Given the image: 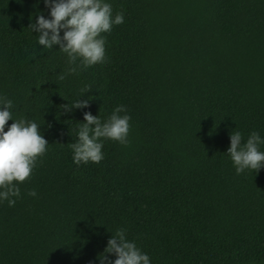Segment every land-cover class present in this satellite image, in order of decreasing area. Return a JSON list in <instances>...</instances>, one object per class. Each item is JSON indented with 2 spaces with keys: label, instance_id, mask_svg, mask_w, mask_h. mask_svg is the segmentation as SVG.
Masks as SVG:
<instances>
[{
  "label": "trees",
  "instance_id": "obj_1",
  "mask_svg": "<svg viewBox=\"0 0 264 264\" xmlns=\"http://www.w3.org/2000/svg\"><path fill=\"white\" fill-rule=\"evenodd\" d=\"M105 2L124 13L102 34L106 62L61 81L66 55L28 27L50 18L44 0H0V97L49 142L15 205L0 201V264L114 260L120 228L150 264H264V167L237 174L226 152L235 131L264 139V0ZM78 98L88 107L61 108ZM118 105L128 143L76 165L84 112Z\"/></svg>",
  "mask_w": 264,
  "mask_h": 264
},
{
  "label": "clouds",
  "instance_id": "obj_2",
  "mask_svg": "<svg viewBox=\"0 0 264 264\" xmlns=\"http://www.w3.org/2000/svg\"><path fill=\"white\" fill-rule=\"evenodd\" d=\"M44 4L49 9L50 18L39 14L28 27L38 34V44L44 49L51 50L58 45L60 52L66 55L68 67L59 75V80L106 62V39L102 34L110 33L113 25L124 22L123 12L113 16L112 6L105 0H44ZM89 89L86 86L81 91L85 93ZM0 105H3L0 109V201L6 200L11 207L16 203L12 198L20 196L17 185L31 178L37 162L47 152L49 142L36 122L25 118L13 119L11 100L0 97ZM60 106L69 112L73 108L88 107V100L78 98ZM125 112V107L118 105L103 121L99 115L84 112V122L77 132L78 139L69 144L76 165L100 163L104 158L102 149L105 139L124 145L128 143L130 116L121 114ZM9 120L13 121L10 125L7 124ZM261 144H264V139L256 131L251 132L246 141L240 131L230 134V145L226 152L237 174L245 169L257 172L264 167ZM27 194L36 196V191L32 189ZM104 253L114 254L115 259L102 253L98 256L100 264H150L149 256L135 242L126 239L122 228L108 239Z\"/></svg>",
  "mask_w": 264,
  "mask_h": 264
}]
</instances>
